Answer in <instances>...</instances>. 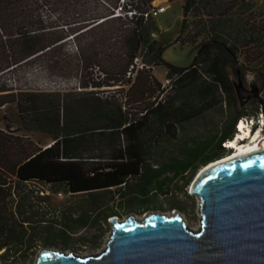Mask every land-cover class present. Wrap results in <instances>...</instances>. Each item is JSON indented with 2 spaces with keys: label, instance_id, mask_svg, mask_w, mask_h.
I'll list each match as a JSON object with an SVG mask.
<instances>
[{
  "label": "trees",
  "instance_id": "16d2710c",
  "mask_svg": "<svg viewBox=\"0 0 264 264\" xmlns=\"http://www.w3.org/2000/svg\"><path fill=\"white\" fill-rule=\"evenodd\" d=\"M44 1L49 0H0V107L14 103L20 118L25 120L28 118L23 113L31 111L27 121L33 124L32 127L48 132L52 139L47 147H35L26 143L21 136L9 134L12 132L0 127V259L20 253L23 256L26 248H22L27 247L26 243H30L36 233L33 222L37 212L30 197L16 203L13 189L30 188L31 184H63L69 193L88 192L93 198V208L104 209L101 213L106 219L113 216L114 210L108 205L115 197H119L120 203L123 199L128 204L142 202L151 199L153 193L163 192L169 182L179 176L185 179L183 185H186L198 166L229 153V149L221 143L233 137L235 124L240 117L250 115L247 110L237 107L234 98H215V89L230 88L226 67L237 64L238 54L244 52L245 57L257 50H249L252 47L251 35L240 39L239 34L245 28L233 27L229 21L230 12L242 0H216L208 4V10L203 11H199L200 4L211 0H184L183 18L176 40L198 47L192 63L187 67L165 63V77L170 79L169 88L162 86L150 73L149 67L139 68L133 80L126 76L129 65L141 52V61L147 66L163 61V47L150 37L155 30L154 19L150 15L144 17V12L151 9L152 0H132L129 7L128 2L119 5L124 12L132 13L130 16L124 14L127 21L123 26L114 27L116 33L113 38H117L119 46L111 50L115 49L120 54H107L116 59L114 65L108 68L95 63L97 50H93L89 44L85 48L91 51L88 55L90 60L85 48L77 52L74 66L68 60L69 67L75 68L73 77L79 84L76 93L87 96L81 104L84 119H80L82 110L72 106L78 103L77 100L66 103L67 112H71H66L64 117L60 115V108H63L59 93L22 92L19 84L15 83V71L32 58L58 49L67 37L89 31L106 20L119 21L123 16L108 12L101 21L92 22L87 29L83 26L82 31L71 29L70 34L67 27H62L66 30H57L58 34L47 41L46 33L54 31V28L45 26L40 14L43 8H36ZM189 13L204 16L205 26L193 32L190 38L181 39L180 34L187 26ZM202 34L205 35L203 41L199 38ZM106 39V36H102L100 40ZM260 42V48L264 49V40ZM54 57L49 59L50 66H57L59 62L57 68L64 69L61 59ZM255 59L258 58L249 61L254 62ZM260 59L264 87V52ZM64 64H67L66 61ZM45 67L46 70L48 64ZM95 67L100 75L92 72ZM126 85L123 97L118 100L115 95L113 99H106L97 94L101 87L118 86L117 89H122ZM40 96L44 99L37 100ZM41 101L44 105L38 104ZM196 101L202 105L196 106ZM217 102L227 104L234 110V115L220 131L213 150H209L207 141L192 145L184 143L178 146L180 158L171 155L159 169H152L147 155L151 150L150 140L174 136L176 126ZM78 109L80 112H77ZM90 145H101V152L93 154L88 147L90 153L85 155V147ZM187 171L188 176H183ZM167 172L171 173L170 176H167ZM164 173L166 175L159 178ZM79 220L86 222L85 218ZM63 223L68 225L69 221L64 220Z\"/></svg>",
  "mask_w": 264,
  "mask_h": 264
},
{
  "label": "rangeland",
  "instance_id": "374dc122",
  "mask_svg": "<svg viewBox=\"0 0 264 264\" xmlns=\"http://www.w3.org/2000/svg\"><path fill=\"white\" fill-rule=\"evenodd\" d=\"M215 1L216 0L207 1V3L202 2L199 6V11L208 10V4L215 3ZM127 2L129 4L127 7H129L132 0H49L47 2L44 1V3L36 8H43L40 14L44 19L45 26L48 29L54 28V31L50 30L46 33L48 41L58 34L56 33L57 30L60 32L66 30L62 29V27H67L69 29L68 34L71 33V29L82 31L80 29H82L83 26H86L87 29L92 22L102 20L108 12H115V9L119 8V5L122 6V4H126ZM183 2L184 0L151 1V8L159 5L166 6L164 11L153 16L155 30L152 32H154L155 35L150 34V37L155 39L156 42L163 47V61L160 64H149L148 66L150 68V73L159 80L165 88L170 87V79L165 77V63L177 67H187L192 63L198 47L197 45H191L176 40L181 19L183 18ZM234 8L235 9L229 14L231 26H242L245 28L241 34H239L240 39L249 38L251 35L250 45L252 47L249 50L253 51L257 48L256 51H253L256 53L247 54L245 57L244 52L238 54L237 64L235 66L239 68L242 84L248 89L250 88V84H255L259 89L260 95L264 96L263 80L260 75V56L264 52L263 47L260 48V41L261 39L264 40V31H262L264 27V0L238 1ZM120 14L123 16L121 20H106L104 23L92 27L89 31L78 33L75 36H69L58 49L54 48L51 50V53L40 54L38 57L32 58L28 63L19 65L18 69L15 71L16 78H14L15 83L19 84L18 88L22 92H33L38 94L59 93V96H61L60 105H62L63 108V110L60 108V115L64 117L67 112L66 103L69 101L73 102V100H77L78 103H73L72 106H75V108L79 107V109L82 110V100H84V98L86 99L87 96H85L86 94L76 93L77 90L72 85L75 68L69 67L68 60H70L74 66L77 63V52L81 51V48H85V46L89 44L90 47L93 46V50H97L95 63L100 65L104 64L105 67L111 68L116 62V59L109 57L107 54H120V52L115 49L111 50L114 46H119L117 38L116 40L113 38L116 33L114 27L123 26V23L127 21L124 14L130 16L129 12H124V8L120 11ZM192 14L193 13H189L186 17L187 26L184 32L180 34L181 39L190 38L193 32L205 26L204 16H192ZM55 28L57 29L55 30ZM99 36L101 38L102 36H106V41L100 40L101 38H99ZM204 37L205 35L202 34L199 38L203 41ZM86 49L87 48H85L84 51L88 58L91 51ZM142 55L141 52L138 56L140 61ZM54 56H58V58L61 59V64L64 69L57 68L59 62L57 66H50L49 59L51 60ZM252 58L258 59H255L254 62L249 61ZM88 59L90 60V58ZM64 61H66L67 64H64ZM46 64L49 66L46 69L47 71L45 70ZM235 66L234 64H229L226 67L228 78L231 83L230 88L215 89V98H217V100H232L234 98L237 107L245 111L247 110L250 114L247 116L248 118H253L256 124L258 120L262 122L264 109L261 107L256 97H251L242 106L238 103L236 92L231 82V76H236ZM94 69L92 71L94 75L101 74L96 67ZM134 76L130 77V79L133 80ZM54 83L57 85H54ZM127 86L128 85L122 87V89H117L118 86H112L110 88L101 87V91L97 94L101 96V98L106 99H113L115 95V98L118 100V98L120 99V97H123V93ZM162 95L163 94H161V96ZM48 96L50 97V95ZM49 97H47V99H49ZM181 97H183V95H181ZM42 99H44V97H37V100ZM38 104L44 105L42 101L38 102ZM194 104L196 106L202 105V103L198 101L194 102ZM79 109L77 112H80ZM68 111L71 112L70 110ZM31 114L32 112L28 111L24 112L23 116L29 119ZM83 114L84 112L82 110L80 119L85 118ZM233 115L234 110L232 108H229L227 104L221 105L217 102L213 107L204 109L176 126L174 136H170V138L160 137L157 140L152 138L149 142L151 150L147 152L149 156L148 161H150L151 164L150 167L152 169H159L161 164L171 155L180 158L181 155L177 151L178 146L184 143L192 145L194 142L207 141V143H209V150H213L214 142L219 136L220 131L227 126ZM0 119H3L0 121V127L7 132H12L9 134L21 136L22 139L26 140V143H31V145L35 147H47L52 141L51 135L48 132L32 127L33 124L28 122V119H21L14 103L0 107ZM4 123L6 125H4ZM233 135H235V132ZM88 147L93 154L101 152V145L100 147L90 145L85 147V155L90 153ZM225 154L227 155L228 152ZM202 166L203 164L197 167L194 175L189 179L186 185H183L185 181L183 177H176L169 182L167 185L168 188L165 187L163 192L151 194V199L128 204L125 202V199L120 203V201H118L119 197H115L113 202L108 205L114 210L112 215L122 219L130 213L135 214L137 217H142L147 212L153 211H160L168 214L178 212L183 217L187 227L195 230L198 229L201 216L198 204L199 199L196 195L191 194L190 184ZM166 174L170 176L171 173L167 172ZM166 174H161L159 178H162ZM188 174L189 172L185 173L183 176H188ZM8 176L14 180V177ZM30 186V188L26 186L27 188L23 189H13L12 193L13 196H15L14 201H16V203L23 202V198L30 197L33 209L37 212V217H35V222H33L34 232L36 231V233H34L35 238L32 239L30 243H26L27 247L24 244L25 247L22 249L26 248V253H24L23 256L20 253L13 257H5L4 259H0V264H34L38 251L43 247H55L82 255H96L104 249L110 233V216L104 219L101 213L104 209L101 211L93 208L94 203L91 193H69L66 191L65 185L63 184L46 186L31 184ZM7 190L8 189H6V191ZM79 218H85L86 222L83 223ZM64 220L69 221V224L64 225Z\"/></svg>",
  "mask_w": 264,
  "mask_h": 264
},
{
  "label": "water",
  "instance_id": "95a60500",
  "mask_svg": "<svg viewBox=\"0 0 264 264\" xmlns=\"http://www.w3.org/2000/svg\"><path fill=\"white\" fill-rule=\"evenodd\" d=\"M231 76L240 106L264 97L255 84ZM217 157V158H221ZM205 163L190 184L199 199L198 229L160 211L111 216L104 249L96 255L41 248L34 264H264V149ZM213 163V164H212Z\"/></svg>",
  "mask_w": 264,
  "mask_h": 264
},
{
  "label": "bare ground",
  "instance_id": "6f19581e",
  "mask_svg": "<svg viewBox=\"0 0 264 264\" xmlns=\"http://www.w3.org/2000/svg\"><path fill=\"white\" fill-rule=\"evenodd\" d=\"M262 121V123H264V117ZM245 126V122H240L238 126L239 128L236 130V135L234 136L235 138L233 137L229 139V143H227V148L231 151L227 155L222 156L220 159L217 158L218 161L216 162H219L220 160L223 161L241 154H246L254 150L264 149V132L262 131V129L257 130V132L253 134L249 132V127L247 126V128ZM241 139L243 143L242 141H239ZM246 139H249V142L245 144L244 142L246 141ZM211 162H214V160Z\"/></svg>",
  "mask_w": 264,
  "mask_h": 264
},
{
  "label": "built area",
  "instance_id": "2783aa9c",
  "mask_svg": "<svg viewBox=\"0 0 264 264\" xmlns=\"http://www.w3.org/2000/svg\"><path fill=\"white\" fill-rule=\"evenodd\" d=\"M166 9V6H164V5H159V6H155V7H153V8H151V9H149L148 11H146V12H144V17L145 18H147L149 15L150 16H156V15H158L160 12H162V11H164ZM120 11H122V8H121V6H119V8H116L115 9V12L113 13V15L114 16H117V15H121L120 14ZM127 12H129L130 14L132 13V11H127ZM129 14V15H130ZM151 35H155V33L154 32H151ZM143 67H148L147 65H145L142 61H140L139 60V58H138V56H136L134 59H133V62L129 65V67H128V69H127V72H126V76L127 77H132V76H134L135 75V73L137 72V70L139 69V68H143ZM72 85H73V87L74 88H76V89H79V84H78V81H77V79L74 77V78H72ZM54 85H57V84H55L54 83ZM242 121H245V127H249V132L251 131V129H253V126L256 124L255 122H254V120H253V118H248L247 116L246 117H241V118H239V120H238V126H239V124H240V122H242ZM237 126V129L239 128ZM247 127V128H248ZM236 129V130H237ZM259 129H262L263 130V123L261 122V120H258L257 121V124H256V128H255V131L254 132H256L257 130H259ZM236 133V132H235ZM236 135V134H235ZM234 135V136H235ZM235 138V137H234ZM239 141H242V139L241 140H239ZM243 142V141H242ZM227 143H229V141L228 140H226V141H224L222 144H224V145H227ZM109 219H110V217H109Z\"/></svg>",
  "mask_w": 264,
  "mask_h": 264
},
{
  "label": "clouds",
  "instance_id": "9594fccd",
  "mask_svg": "<svg viewBox=\"0 0 264 264\" xmlns=\"http://www.w3.org/2000/svg\"><path fill=\"white\" fill-rule=\"evenodd\" d=\"M242 117H246V116H242ZM240 118H241V117H240ZM238 120H239V119H238ZM237 123H238V121H237ZM237 123L235 124V130L237 129V126H238ZM263 126H264V123H263ZM254 131H255V129H254L253 131H252V129H251L250 133H253V134H254V133H255ZM235 132H236V131H235ZM233 136H234V135H233ZM227 140L229 141V139H227ZM222 145H223L226 149H228V148H227V145H224V144H222ZM229 151H230V149H229Z\"/></svg>",
  "mask_w": 264,
  "mask_h": 264
},
{
  "label": "flooded vegetation",
  "instance_id": "af4514ba",
  "mask_svg": "<svg viewBox=\"0 0 264 264\" xmlns=\"http://www.w3.org/2000/svg\"><path fill=\"white\" fill-rule=\"evenodd\" d=\"M244 116H247V115H244ZM263 122V121H262ZM237 123V122H236ZM256 128V124L253 126V129H252V131L254 130ZM262 131H264V126H263V130ZM257 132V131H256ZM233 138V137H232ZM247 142H249V139H246V143ZM243 143V142H242ZM245 143V142H244ZM245 143V144H246Z\"/></svg>",
  "mask_w": 264,
  "mask_h": 264
},
{
  "label": "crops",
  "instance_id": "0c3cea01",
  "mask_svg": "<svg viewBox=\"0 0 264 264\" xmlns=\"http://www.w3.org/2000/svg\"><path fill=\"white\" fill-rule=\"evenodd\" d=\"M101 21V20H100Z\"/></svg>",
  "mask_w": 264,
  "mask_h": 264
}]
</instances>
